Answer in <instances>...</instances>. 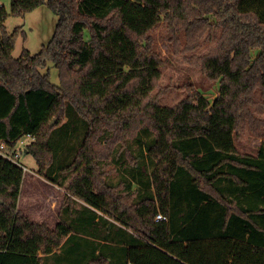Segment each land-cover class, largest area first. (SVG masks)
Here are the masks:
<instances>
[{
    "label": "trees",
    "instance_id": "obj_1",
    "mask_svg": "<svg viewBox=\"0 0 264 264\" xmlns=\"http://www.w3.org/2000/svg\"><path fill=\"white\" fill-rule=\"evenodd\" d=\"M44 5L59 18L52 40L16 58L18 31L8 33L10 14L0 4V144L13 152L21 139L35 138L27 154L45 173L49 138L71 104L88 131L67 167L77 172L68 199L93 208H85L91 220H81L89 230L107 228L95 240L124 245L126 264H264V133L256 157H241L235 145L255 121L256 93L264 97V0H11V14ZM162 23L190 50L222 29L217 49L198 58L204 76L219 84L213 102L191 83L174 107L152 97L163 60L150 33ZM49 62L60 86L42 72ZM140 124L154 133L144 166L108 183L97 140L108 128L126 140ZM24 174L0 155V264H46L73 239L66 223L52 230L19 210ZM159 214L167 220L157 221ZM96 245L89 263L110 264L104 250L112 245Z\"/></svg>",
    "mask_w": 264,
    "mask_h": 264
},
{
    "label": "rangeland",
    "instance_id": "obj_2",
    "mask_svg": "<svg viewBox=\"0 0 264 264\" xmlns=\"http://www.w3.org/2000/svg\"><path fill=\"white\" fill-rule=\"evenodd\" d=\"M0 4L10 14L5 23L6 30L8 33L18 31L14 51L16 58L21 56L24 50L29 51L31 55H36L48 46L59 19L52 9L44 5L24 16H13L11 0H0ZM213 21L215 22L214 19ZM212 30L202 36L200 46L196 50H190L174 41L173 34L166 23H162L150 33L156 50L163 60L162 77L152 95V97L158 96L160 106L178 105L186 97L184 88L189 83L204 94L210 102L217 98L219 84L209 81L198 63V58L216 50L222 41V29L215 27ZM42 72L49 73L51 82L60 86L59 71L53 63L49 62ZM253 115L254 123L248 120L241 133L235 138L236 149L241 157H256L263 140L264 97L260 91L255 96ZM147 128H149L147 124L138 125L134 134L126 140L117 131L108 128L106 134L97 140L100 166L108 183L116 185L121 180H128L131 177L130 173L134 171L138 174L144 166L142 153L154 136V133ZM87 131V122L71 104H67L65 121L56 125L49 138L53 160L45 173L40 172L39 165L32 154H24L19 159L20 163L27 168L19 198V210L33 221L47 223L52 230L59 223H66L73 231V239L49 256L46 264H90L96 244L104 245L105 243L113 246L107 245L104 250L111 259L110 264H126L127 262L124 245L118 246L112 241L105 242L102 238L94 239L97 238L95 235L105 236L106 227L97 228L92 225L93 229L89 230L84 226L82 218L91 220L90 212L85 208L91 207L82 199H72L74 200L72 203L68 199L70 194L67 188L77 172L67 170V167L75 161ZM31 142L32 139H25L23 144L19 143L16 146V150L19 151L18 147L25 150V145ZM152 171H154L152 167L143 171L145 181L148 180ZM137 188L138 185L134 184L133 189ZM98 213L102 215L101 212L98 211ZM102 248L103 246L100 247L101 250Z\"/></svg>",
    "mask_w": 264,
    "mask_h": 264
},
{
    "label": "built area",
    "instance_id": "obj_3",
    "mask_svg": "<svg viewBox=\"0 0 264 264\" xmlns=\"http://www.w3.org/2000/svg\"><path fill=\"white\" fill-rule=\"evenodd\" d=\"M25 139H32V141L35 140V138L31 137V136H27L26 138H23L19 141V143L23 144V141H25ZM18 143V144H19ZM25 143V142H24ZM29 145V144H28ZM28 145H25V150L24 148L22 147H18L19 148V151H17L15 149V151L13 152H9L6 148L7 146L3 143L0 144V155L3 156L4 158L10 160V161H13L15 164L19 165L20 167H22L24 169V171H27V168L22 165L19 161V159L25 154V151H26V147ZM157 221H166L167 218L162 215V214H159L156 218Z\"/></svg>",
    "mask_w": 264,
    "mask_h": 264
},
{
    "label": "water",
    "instance_id": "obj_4",
    "mask_svg": "<svg viewBox=\"0 0 264 264\" xmlns=\"http://www.w3.org/2000/svg\"><path fill=\"white\" fill-rule=\"evenodd\" d=\"M56 123H57V120L54 119V120L51 122V127H53ZM27 153H28V151L26 150V151H25V154L27 155ZM1 202H2V201H1V199H0V203H1Z\"/></svg>",
    "mask_w": 264,
    "mask_h": 264
},
{
    "label": "crops",
    "instance_id": "obj_5",
    "mask_svg": "<svg viewBox=\"0 0 264 264\" xmlns=\"http://www.w3.org/2000/svg\"><path fill=\"white\" fill-rule=\"evenodd\" d=\"M93 209V208H92Z\"/></svg>",
    "mask_w": 264,
    "mask_h": 264
}]
</instances>
